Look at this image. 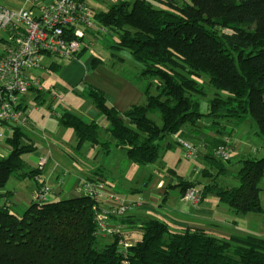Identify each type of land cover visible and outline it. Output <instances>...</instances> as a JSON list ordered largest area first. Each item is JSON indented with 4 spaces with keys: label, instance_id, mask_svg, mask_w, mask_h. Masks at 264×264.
<instances>
[{
    "label": "trees",
    "instance_id": "1",
    "mask_svg": "<svg viewBox=\"0 0 264 264\" xmlns=\"http://www.w3.org/2000/svg\"><path fill=\"white\" fill-rule=\"evenodd\" d=\"M94 17L103 29L118 36L111 47L129 51L141 67V77L158 80L159 93H150V81L145 103L121 112L108 103L102 90L89 87L88 96L110 123L107 131L114 143L101 141L97 122L87 123L63 110L61 124L75 132L77 148L89 143L109 153L115 147L125 150L135 164H154L169 138L183 148L175 136L187 141L179 132L203 116L213 119L211 127L252 118L264 139V0H118ZM96 61L93 59L92 66ZM202 75L224 93L216 92L206 113L201 111L199 98L206 92L196 79ZM4 143L9 153L0 156V189L13 176L35 177L43 171L39 167L23 170L24 155L33 153L36 146L22 127H15ZM189 143L197 147V157L192 159L197 160L201 144ZM227 143L232 148L226 138L216 141L213 153L206 156L216 170L205 167L201 176L210 182L176 175L174 186L180 188L183 198L188 189L195 188L199 203L214 194L237 215L262 214L264 156L239 160V184L224 185L221 175L227 172L226 162L214 152ZM1 195L0 264H264L263 236L225 238L199 228L174 230L166 220L151 218L141 222L134 239L124 230L99 237V200L94 196L34 199L27 208L16 211L6 201L1 204ZM135 214L118 221L123 226L132 224ZM121 238L132 244L126 251L119 249Z\"/></svg>",
    "mask_w": 264,
    "mask_h": 264
},
{
    "label": "crops",
    "instance_id": "2",
    "mask_svg": "<svg viewBox=\"0 0 264 264\" xmlns=\"http://www.w3.org/2000/svg\"><path fill=\"white\" fill-rule=\"evenodd\" d=\"M97 35L96 32L92 33L89 38L92 43L89 47L77 57L68 59L87 58L86 73L88 77L90 76L89 83L85 84L87 92H80L79 97L71 101L73 103L71 107L76 110L75 115L87 123L97 122L99 124L101 141L107 140L114 143V139L107 131L110 123L88 96L89 87L94 86L102 90L108 103L124 112L133 105L145 103V89L151 80L140 76L141 67L134 63L131 55L129 56L131 65L114 63L110 69L102 65V58L86 55L97 41ZM93 59H97L96 66H92ZM57 69L56 62H51L48 66H44L41 73H37V76H41L43 85L50 80V72ZM80 80L83 81L82 78ZM44 91L38 92L36 97L43 106L34 105L26 95L22 97V103L27 108L28 115L27 123L22 126V129L36 146V150L30 156V162L34 167L30 166L29 170L38 167V162L43 157L47 158V163L40 174L30 177L33 183L21 182V179L28 177L13 176L7 186L0 189L2 203L8 202L16 211L27 208L34 201L42 183L52 188L51 200L77 197L82 195L79 187L84 180L101 177L107 181L109 190L124 196L129 201L140 200L145 204L143 209L131 217L133 223L123 226V230L132 236L131 239L140 233L141 222L151 218L166 220L174 230L190 227L203 229L225 238L232 235L264 237V212L261 215L262 224L259 226V221L250 217L253 216L252 213L237 215L228 205L220 202L214 194L208 195L200 203L195 204L185 200L180 188L174 186L177 183L176 175L185 179H198L203 184L211 181L210 178H203L200 175L205 167H211L215 172L216 169L208 162L206 156L213 153L214 143L221 138L230 141L233 148L232 156L236 153L239 160L252 155L256 156L261 150L257 145L259 135L257 127H253L254 122L250 119L241 124L223 122L221 127H211L209 123H202V119L195 125H187L179 134L189 142L201 144L197 162L183 159L182 148L173 145V138H169L167 143L171 145L167 146V143H164L160 157L154 163L157 168L151 169L158 173L152 174L151 170L147 169V165H138L139 167L135 169L133 165L135 163L127 158L126 151L123 149L114 147L111 152L106 153L100 145L93 147L89 143L77 148L75 132L61 124L60 116L63 110L60 111V107H54L51 102L46 103L45 98L42 97ZM60 105H64V110H67V105L62 99ZM246 122L251 125V133L248 134L245 128H241ZM8 153L1 150L0 156H6ZM89 157L92 158L91 161ZM239 167V162L235 171L227 167L225 174L233 172L234 180L238 181L236 174ZM222 181L225 183L223 179ZM235 183L226 185L239 184V182ZM141 186L145 187V191ZM262 187L264 189V186ZM133 193L139 194L135 196ZM262 199L264 204V190ZM249 219L250 221L255 220V224H251ZM113 221L115 224L119 223L116 219Z\"/></svg>",
    "mask_w": 264,
    "mask_h": 264
},
{
    "label": "built area",
    "instance_id": "3",
    "mask_svg": "<svg viewBox=\"0 0 264 264\" xmlns=\"http://www.w3.org/2000/svg\"><path fill=\"white\" fill-rule=\"evenodd\" d=\"M24 5L19 10L8 8L0 0V32L4 33L0 49V151L9 152L4 142L15 127L27 123V108L22 97L31 90L43 91L41 73L45 57L72 59L77 57L92 43L89 39L94 32H104L94 17V9L88 0H22ZM183 156L188 159L197 157L194 144L180 139ZM232 148L223 144L215 149V156L224 162L232 158ZM47 158L38 162L43 170ZM52 188L43 184L35 200H50ZM81 194L91 195L99 200L96 213L99 237L121 234L123 225L115 224L114 219L127 218L144 207L142 201H129L109 190L107 181L86 179L80 187ZM185 200L199 203L198 190L190 188L184 195ZM1 204L2 201H1ZM132 244L120 239L119 249L126 251Z\"/></svg>",
    "mask_w": 264,
    "mask_h": 264
},
{
    "label": "rangeland",
    "instance_id": "4",
    "mask_svg": "<svg viewBox=\"0 0 264 264\" xmlns=\"http://www.w3.org/2000/svg\"><path fill=\"white\" fill-rule=\"evenodd\" d=\"M154 1V0H153ZM182 1H187L191 2L192 0H182ZM3 4L6 5L8 8H11L13 10H19L23 7L24 2L22 0H2ZM90 6L94 9L95 12L103 11L105 10L108 5L115 3V0H88ZM155 6L158 7L159 3L154 2ZM1 38H7V36L4 33L0 32V39ZM118 39V36L110 31V30H105L104 32L100 33L97 35V41H95V44L91 46V48L87 51L86 55H92L93 57H100L103 60V66L107 67L110 69L112 68V65L116 63L117 65H125L129 66L131 65V61L129 60V56L131 55L129 51L127 50H117L112 48L111 46L116 43ZM2 48V43L0 42V49ZM87 57V56H86ZM128 58V59H127ZM120 59H123V61H120ZM87 58H83L81 60H68L65 58H58V57H45L42 60L43 66H48L51 62H56L58 65V69L56 71H51V78L50 80L43 85L44 92H42V97L45 98L46 103H52L54 107H60V111L64 110L65 106L60 105L61 104V99L64 101V103L67 105V111L76 113V110L74 107H71L73 104L71 101L73 99H77L79 96L80 92H87V84L90 81V76L88 77V74L86 73V63H87ZM135 61V60H133ZM134 63H137L136 61ZM139 65V64H137ZM140 66V65H139ZM82 78L83 81L80 79ZM196 79L199 81V83L204 86L206 95L200 96L199 98L201 99L202 106H201V111L206 113L207 112V105L208 101L212 99L215 95L216 92L224 94L221 91H218L214 89L209 83H208V77L207 75H202L200 78L196 77ZM153 82L152 85L150 86V93L151 94H158L159 89H158V80L157 79H151ZM87 83V84H86ZM86 84V85H85ZM57 87L59 90H56ZM26 96L31 99L33 104H39L40 106H43L41 104L40 100L36 99L38 96V91L36 90H31L29 91ZM158 118V115L156 116ZM251 121L254 122L252 118H249ZM159 121V119H158ZM213 119L208 116H203L202 118V123H209L211 124ZM253 127L256 126V122H254ZM241 128H245L248 133H251V125L250 123L246 122L241 126ZM253 129V128H252ZM258 129V128H257ZM108 138H110V135H108ZM6 144L4 143V146ZM258 147L261 149L260 152L256 155L257 157H263L264 156V139H262L259 136V143H257ZM96 152L93 151V154ZM233 154V153H232ZM179 155V154H178ZM30 156L31 153L25 154L24 159L26 161V166L23 170H29L30 166L34 167L33 164L30 162ZM183 156V155H182ZM184 157V156H183ZM92 158L89 157V160L91 161ZM183 159H186L185 157ZM239 158L238 156L235 155L232 156L231 162L228 163L226 162L225 165L231 170L235 171V168L237 166V163ZM193 161V160H190ZM196 161V160H194ZM197 162V161H196ZM135 169L136 167H139V164H133ZM147 169L150 171L153 168H157L156 164H150L146 166ZM152 167V168H151ZM152 174H157L158 172L151 170ZM234 175L233 172H230L229 174L221 175V179L225 181L223 183L224 185L230 184L233 182H238L234 180ZM201 177V175H200ZM22 183H33L32 178H24L21 179ZM228 182V183H227ZM235 183V184H236ZM264 186V183L262 184ZM143 190L145 191V187L141 186ZM139 193H133V195H137ZM124 197V196H123ZM250 217H253V219H257V222L259 221V226L262 224L261 219H262V214H255L252 213ZM259 219V220H258ZM249 222L251 224H255V220L249 219ZM102 243V242H101ZM103 244V243H102ZM101 244V245H102Z\"/></svg>",
    "mask_w": 264,
    "mask_h": 264
}]
</instances>
